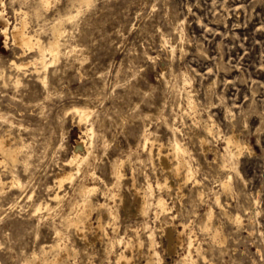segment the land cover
<instances>
[{
    "label": "rangeland",
    "instance_id": "obj_1",
    "mask_svg": "<svg viewBox=\"0 0 264 264\" xmlns=\"http://www.w3.org/2000/svg\"><path fill=\"white\" fill-rule=\"evenodd\" d=\"M40 1L0 0V136L20 148L0 165V264H264V0ZM22 20L44 44L63 28L47 68L4 35Z\"/></svg>",
    "mask_w": 264,
    "mask_h": 264
},
{
    "label": "bare ground",
    "instance_id": "obj_2",
    "mask_svg": "<svg viewBox=\"0 0 264 264\" xmlns=\"http://www.w3.org/2000/svg\"><path fill=\"white\" fill-rule=\"evenodd\" d=\"M91 0H82V2L84 3H90ZM42 3L43 6L45 7H48L52 2L51 0H41L40 1ZM84 5H88V4H84ZM80 12V10H79ZM79 12H76V14H72L71 13L70 15H68V19H71L79 14ZM68 13V14H69ZM1 16V14H0ZM62 17V16H61ZM65 17H67V15H65ZM77 17V16H76ZM60 19V18H58ZM65 19V18H64ZM61 20V19H60ZM58 21V20H57ZM56 25V24H55ZM59 26V25H58ZM61 26V25H60ZM63 29V28H62ZM61 29V30H62ZM60 30V27H57L55 28L54 30V38L53 40H51L48 44H44L39 37L31 34L30 32H28L26 30V22L25 20H22L20 23H17L13 26L12 29H10V27H6L3 29V32H4V35L6 36V38H13L14 42L16 44H18L20 47L24 48V51H26V49L28 48H33V47H36V50H37V57L34 58V63H41L42 65H44L45 68H47V62H46V56L47 55H50L51 57H53V59H56L59 54L61 53V42H60V36L62 35V31ZM30 61L28 62H24L22 61L21 63H17V62H14L17 66H21V65H25L27 63H29ZM46 78V76H45ZM75 111L79 114L80 116V121H89L90 120V117H91V114H92V110H88V108H81V107H76L75 108ZM2 115V114H1ZM84 121V122H85ZM81 123V122H80ZM84 132H91V133H94V126L93 124H88V126L86 127V130ZM143 133V132H142ZM148 135V134H147ZM146 136V135H145ZM149 136V135H148ZM146 136L144 137L145 139V142L143 141V143H145V145L149 142V137ZM231 141H235L234 139H229L228 142H231ZM202 144L205 145V141L203 140L202 141ZM85 145V140L82 139V140H78L77 141V145L75 146V150L73 151V155H71L72 157L68 158L66 161H65V165L67 166H70V168H63L61 169V171H59L57 174H56V179H55V184L57 185V188L59 189L58 191L55 192V194L53 196H51V199H54L58 202V200H61L63 198V195L60 193L61 189H63V187L66 185V184H69V183H74L78 174L81 173V164L83 163V161H85L88 156H89V152H87L88 154H86L85 156H82L79 152V150L81 148H83V146ZM143 145V144H142ZM144 146V145H143ZM19 147H13L10 145V139L8 137V134H4V135H1L0 136V154H2L0 156V165L2 164L3 161H5L6 163L8 162V160H11L14 164H16L17 160H18V152H19ZM81 151V150H80ZM187 152L186 148H184L182 146V144L178 141V139L175 140V143H174V149H173V155L178 157L179 159H183V155ZM92 153V152H91ZM20 155V154H19ZM27 156V155H26ZM91 156V155H90ZM89 156V157H90ZM3 157V158H2ZM159 159H160V162L165 165V166H169V154H163L161 151L159 152ZM178 159V160H179ZM27 160V159H26ZM177 160V162H178ZM185 161V160H184ZM86 163V162H85ZM119 163V162H117ZM186 162L182 163L181 161L178 162V164L176 165L175 167V170L176 172L179 174L180 172V168L182 165H184ZM74 165H76L75 167H73ZM84 165V164H82ZM187 165V164H186ZM91 166V165H90ZM115 166V169H116V172L117 175L120 174V172L122 171L120 169V163L119 165H114ZM113 166V167H114ZM23 167V166H22ZM94 168V167H93ZM92 168V169H93ZM18 169V168H17ZM114 169V168H112ZM114 171V170H113ZM13 172V177H12V181H10L13 185V186H17V185H22V181L21 179L16 175L15 171L12 170ZM19 172V171H18ZM17 172V173H18ZM93 172V170H92ZM95 172V171H94ZM192 169H190V171H188V176H190L192 173ZM88 173V171H87ZM114 173V172H112ZM93 175V174H92ZM116 175V176H117ZM89 176V175H88ZM94 176V175H93ZM119 176V175H118ZM193 176V175H192ZM34 178V177H33ZM83 178V177H82ZM93 178V177H92ZM96 178V177H95ZM4 179V178H3ZM1 177H0V185H2L4 183V180H3ZM27 181V180H26ZM25 181V182H26ZM84 181V180H83ZM119 182V181H117ZM80 183V182H79ZM82 183V182H81ZM85 183V182H84ZM113 184V183H112ZM24 185V184H23ZM27 185V183H26ZM74 185V184H73ZM72 185V186H73ZM25 186V185H24ZM150 186V185H149ZM148 186V188H149ZM22 187V186H21ZM26 187V186H25ZM71 187V186H70ZM74 187V186H73ZM79 188V187H78ZM151 188V187H150ZM1 189V188H0ZM19 189V188H17ZM25 190V188H22ZM48 189V188H47ZM46 189V190H47ZM95 189V186L94 185H87V184H84L80 187L79 192L80 193V198L79 200H76L74 201V204L72 206V208H75V211L78 212V216H79V219L77 217V222H85V221H88L87 220V216H85V210L83 207L81 206H86L89 204V200H88V197H90V192L93 191ZM57 190V189H56ZM149 189H147L146 192H148ZM20 191V190H19ZM22 191V190H21ZM77 191V190H76ZM68 192V191H67ZM114 192V191H113ZM3 193V192H1ZM73 194V193H72ZM32 196V195H31ZM30 196V197H31ZM18 197V196H17ZM29 197V196H28ZM16 199V198H15ZM145 199H148L145 197ZM15 202V201H14ZM41 202V201H40ZM39 204L37 203L36 206V211H39L41 210L42 208H52L53 206L51 205V203L49 201L43 203L41 202ZM147 204V203H146ZM158 204L162 207H165V202L164 200L162 199H159L158 200ZM157 204V205H158ZM147 206V205H146ZM150 206V205H148ZM147 206V207H148ZM166 208V207H165ZM87 209V208H86ZM145 210V208H144ZM164 211V210H163ZM145 213V212H144ZM112 214L114 215V217L116 216V213L115 211H112ZM77 216V215H76ZM74 220V219H73ZM89 224V223H88ZM148 224V223H147ZM209 227V226H207ZM208 229V228H206ZM151 233V232H150ZM216 233V232H215ZM214 233V234H215ZM152 235V233H151ZM216 236V234H215ZM152 237V236H151ZM193 237V236H192ZM189 238V237H188ZM191 238V237H190ZM217 238V237H216ZM189 240V239H188ZM194 240V239H192ZM191 242V241H190ZM192 245V244H190ZM189 245V246H190ZM157 252V251H156ZM126 259V256L124 254H121L119 255L118 257V261L122 264L124 263ZM43 261L44 259L40 256H37L36 254L33 255V257L31 258V260H27L24 262V264H43Z\"/></svg>",
    "mask_w": 264,
    "mask_h": 264
}]
</instances>
